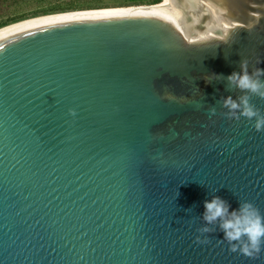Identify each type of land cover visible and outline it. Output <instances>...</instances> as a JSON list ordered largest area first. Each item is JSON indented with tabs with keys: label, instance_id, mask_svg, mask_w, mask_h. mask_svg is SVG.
<instances>
[{
	"label": "water",
	"instance_id": "95a60500",
	"mask_svg": "<svg viewBox=\"0 0 264 264\" xmlns=\"http://www.w3.org/2000/svg\"><path fill=\"white\" fill-rule=\"evenodd\" d=\"M161 1L0 26V264H264L195 243L213 196L264 213V133L218 104L264 0Z\"/></svg>",
	"mask_w": 264,
	"mask_h": 264
},
{
	"label": "clouds",
	"instance_id": "9594fccd",
	"mask_svg": "<svg viewBox=\"0 0 264 264\" xmlns=\"http://www.w3.org/2000/svg\"><path fill=\"white\" fill-rule=\"evenodd\" d=\"M257 63H261L259 60ZM216 79H225L215 76ZM264 68L256 67L251 72L248 60L242 59L240 71L232 72L226 77L229 91L239 90L241 95L235 99L229 95L221 97L218 104L220 114L227 119L239 121L242 117L251 123L252 128L264 133V111L252 102L253 97L264 100ZM209 115L217 114L216 107L208 109ZM69 115H77L75 109H69ZM230 204L219 196L204 201V213L199 219L202 225L196 229L199 235L195 243L202 245L209 242L210 233L217 230L223 233V241L228 250L250 259H257L264 253V213L251 201H239V207L230 210ZM203 237V238H202Z\"/></svg>",
	"mask_w": 264,
	"mask_h": 264
},
{
	"label": "rangeland",
	"instance_id": "374dc122",
	"mask_svg": "<svg viewBox=\"0 0 264 264\" xmlns=\"http://www.w3.org/2000/svg\"><path fill=\"white\" fill-rule=\"evenodd\" d=\"M57 3L75 4L77 8L71 10L122 7L129 5L124 3L122 0H0V21L7 20L21 14H25V16L30 17L29 15L34 11H36L37 15H40V9Z\"/></svg>",
	"mask_w": 264,
	"mask_h": 264
},
{
	"label": "trees",
	"instance_id": "16d2710c",
	"mask_svg": "<svg viewBox=\"0 0 264 264\" xmlns=\"http://www.w3.org/2000/svg\"><path fill=\"white\" fill-rule=\"evenodd\" d=\"M124 3L129 4V5H137V4H150V3H155L158 2L159 0H122ZM79 6V5H78ZM82 6V5H80ZM77 8L75 4L72 3H64V4H53V5H48L46 7H43L42 9H40L41 14H45V13H52V12H60V11H68L71 9H75ZM84 8H89V7H84ZM37 15L36 11H34L32 14H30L29 16H34ZM25 17V14H21L18 16H14L11 17L7 20H1L0 21V26L5 25L7 23L16 21V20H20L23 19Z\"/></svg>",
	"mask_w": 264,
	"mask_h": 264
},
{
	"label": "bare ground",
	"instance_id": "6f19581e",
	"mask_svg": "<svg viewBox=\"0 0 264 264\" xmlns=\"http://www.w3.org/2000/svg\"><path fill=\"white\" fill-rule=\"evenodd\" d=\"M170 5H171V1L170 0H162L159 4H157V5L153 6V7H155V9H161V8L169 7ZM142 9H145V8H142ZM99 11H114V10H99ZM84 12H96V11H84ZM84 12H77V13H84ZM50 16H57V15H49V16H44V17H50Z\"/></svg>",
	"mask_w": 264,
	"mask_h": 264
}]
</instances>
